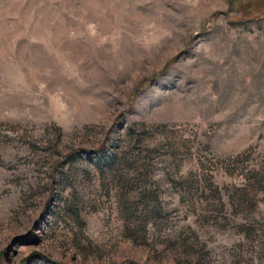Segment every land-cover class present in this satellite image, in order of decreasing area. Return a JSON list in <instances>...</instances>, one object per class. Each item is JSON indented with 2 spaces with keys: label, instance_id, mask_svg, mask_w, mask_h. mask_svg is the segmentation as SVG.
I'll use <instances>...</instances> for the list:
<instances>
[{
  "label": "rangeland",
  "instance_id": "obj_1",
  "mask_svg": "<svg viewBox=\"0 0 264 264\" xmlns=\"http://www.w3.org/2000/svg\"><path fill=\"white\" fill-rule=\"evenodd\" d=\"M263 7L0 0V264H264Z\"/></svg>",
  "mask_w": 264,
  "mask_h": 264
},
{
  "label": "trees",
  "instance_id": "obj_2",
  "mask_svg": "<svg viewBox=\"0 0 264 264\" xmlns=\"http://www.w3.org/2000/svg\"><path fill=\"white\" fill-rule=\"evenodd\" d=\"M264 8V7H263ZM259 11L257 10V12H252V14H256V13H258ZM260 12H262V13H264V10H262V11H260ZM252 14H247V15H245L246 16V18H245V20H247L249 17H254V15H252ZM244 16V17H245ZM257 16V15H256ZM244 19V18H243Z\"/></svg>",
  "mask_w": 264,
  "mask_h": 264
}]
</instances>
